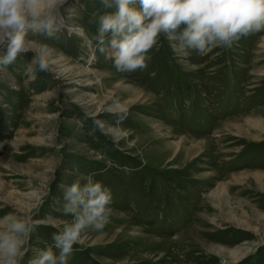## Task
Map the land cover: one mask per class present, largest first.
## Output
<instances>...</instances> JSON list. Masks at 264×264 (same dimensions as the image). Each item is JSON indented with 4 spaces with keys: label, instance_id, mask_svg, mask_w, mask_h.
I'll use <instances>...</instances> for the list:
<instances>
[{
    "label": "rangeland",
    "instance_id": "1",
    "mask_svg": "<svg viewBox=\"0 0 264 264\" xmlns=\"http://www.w3.org/2000/svg\"><path fill=\"white\" fill-rule=\"evenodd\" d=\"M66 7L67 29L40 38L52 49L51 71L32 79L31 53L0 71V216L34 212L50 187L38 218L67 219L63 187L111 159L138 170L94 177L112 191L110 223L88 233L68 264H264V32L203 55L162 36L146 69L122 73L76 35L78 27L96 34L90 19L106 11L101 0ZM113 95L128 109L118 146L73 119ZM53 231L39 227L33 250Z\"/></svg>",
    "mask_w": 264,
    "mask_h": 264
},
{
    "label": "clouds",
    "instance_id": "2",
    "mask_svg": "<svg viewBox=\"0 0 264 264\" xmlns=\"http://www.w3.org/2000/svg\"><path fill=\"white\" fill-rule=\"evenodd\" d=\"M67 2L0 0V71L29 53L31 58L25 69L32 79L37 71H51L52 49L40 38L52 40L67 29ZM101 4L106 11L95 13L90 19L97 26L96 34L88 37L83 28L76 26V35L85 38L94 53L104 55L122 73L146 69L151 60L149 53L162 36L173 42L175 50L203 55L212 47L231 49L240 39L264 32V0H101ZM103 113L114 115L115 124L99 119ZM127 116L128 109L121 98L113 95L100 110L85 111L82 118L73 119L78 129L90 121L88 136L97 139L95 134L99 132L118 146L124 139L119 133ZM56 147L59 152L63 142ZM62 160L61 154L51 170L50 183ZM112 167L129 174L138 170L109 159L101 172L77 176L63 187L60 211L67 219L51 214L38 218L45 197L51 195L50 187L34 212L9 211L0 216V264H68L75 251L83 250L75 246L82 245L88 233H100L110 223L112 191L94 177ZM41 226L54 229L51 242L43 241L44 247L33 250L32 237ZM29 252L33 253L30 257Z\"/></svg>",
    "mask_w": 264,
    "mask_h": 264
}]
</instances>
